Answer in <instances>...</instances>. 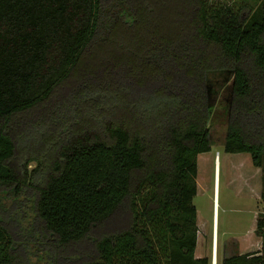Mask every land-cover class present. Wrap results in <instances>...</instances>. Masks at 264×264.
Here are the masks:
<instances>
[{"label":"trees","instance_id":"obj_1","mask_svg":"<svg viewBox=\"0 0 264 264\" xmlns=\"http://www.w3.org/2000/svg\"><path fill=\"white\" fill-rule=\"evenodd\" d=\"M215 123L264 168V0H0V264H212Z\"/></svg>","mask_w":264,"mask_h":264},{"label":"rangeland","instance_id":"obj_2","mask_svg":"<svg viewBox=\"0 0 264 264\" xmlns=\"http://www.w3.org/2000/svg\"><path fill=\"white\" fill-rule=\"evenodd\" d=\"M211 132L212 149L198 155V194L194 198L200 228L197 255H209L212 264H222L225 256L252 251L259 243L255 228L264 213V168L253 164L250 153L225 150V124H213ZM35 165L31 162L29 169ZM17 213L14 217L20 220ZM31 261L45 264L37 256Z\"/></svg>","mask_w":264,"mask_h":264},{"label":"crops","instance_id":"obj_3","mask_svg":"<svg viewBox=\"0 0 264 264\" xmlns=\"http://www.w3.org/2000/svg\"><path fill=\"white\" fill-rule=\"evenodd\" d=\"M261 244H262L261 240H259V243L257 244V246L254 249H252V251L260 249L261 248ZM245 252H247V251H245Z\"/></svg>","mask_w":264,"mask_h":264}]
</instances>
